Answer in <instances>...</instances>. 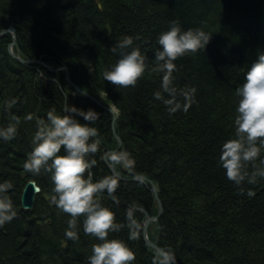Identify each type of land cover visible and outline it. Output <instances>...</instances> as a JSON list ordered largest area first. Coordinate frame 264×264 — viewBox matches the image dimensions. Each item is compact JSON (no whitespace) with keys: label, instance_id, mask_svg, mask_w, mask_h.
<instances>
[{"label":"trees","instance_id":"16d2710c","mask_svg":"<svg viewBox=\"0 0 264 264\" xmlns=\"http://www.w3.org/2000/svg\"><path fill=\"white\" fill-rule=\"evenodd\" d=\"M173 20L212 37L205 49L176 59L174 86H195L196 102L187 112L170 114L154 96L162 75L154 68L158 37ZM10 27L15 54L29 63L9 54L11 34L0 38V126L16 123L14 115L20 118L15 138L0 139V183L12 184L6 195L17 210L0 226V264H89L96 237L84 232L82 217L79 239L66 237L70 216L49 201L50 173L23 167L38 121L52 108L63 114L66 101L101 114L91 122L100 140L98 151L89 154L97 161L94 180L113 175L105 161L109 152L124 151L132 162L123 168L108 155L121 178L115 200L107 192L98 197L121 223L109 238L124 240L135 251L132 264H159L162 256L143 235L146 215L159 211L151 183L162 214L148 236L174 257L173 264H264V177L237 185L218 163L221 144L235 135V89L264 52V0H0V33ZM125 35L135 37L147 65L138 82L127 87L103 77L118 59L113 45ZM45 66L65 70L52 73ZM13 98L9 109L6 101ZM113 104L118 114L105 109ZM253 167L246 164L249 172ZM28 181L41 192L25 210L21 196ZM130 206L140 224L135 239L129 238Z\"/></svg>","mask_w":264,"mask_h":264},{"label":"clouds","instance_id":"9594fccd","mask_svg":"<svg viewBox=\"0 0 264 264\" xmlns=\"http://www.w3.org/2000/svg\"><path fill=\"white\" fill-rule=\"evenodd\" d=\"M211 37L202 28L184 29L179 20L171 21L168 30L159 35L161 48L155 54L154 71L162 74L161 90L155 91L154 96L168 106L170 114L179 110L187 112L196 102L195 86L180 90L174 86L176 59L205 49ZM134 40L132 35H125L112 47L118 59L104 70L103 77L115 86H134L145 73V56L139 47L134 46ZM165 93L168 95L165 96ZM235 95L238 97L235 135L221 144L218 163L227 178L240 185L246 179L253 183L258 177H264V166H260L264 165V158L261 157L264 150V52L248 67L243 83L235 89ZM179 96L184 99L181 101ZM15 103V98L6 101V107L10 109ZM109 111L115 115L118 109L113 104ZM100 116L94 108L84 109L68 101L63 106V114L55 108L50 109L46 118L38 121L31 141L32 149L23 167L32 173H39L42 169L50 173L54 193L52 203L70 216L69 227L65 229L66 237L79 239L76 228L81 217L84 232L96 237L97 242L87 258L89 264H132L136 259L135 251L124 240L109 238L110 232L120 230L121 223L116 220L115 212L98 198L107 192L116 199L118 177L113 174L94 180L91 171L97 161L90 159L89 154L97 152L100 143L98 129L91 122L97 121ZM79 117H83V122ZM25 118L32 119V114H27ZM13 119L16 123L0 126V139L11 140L17 135L20 118L14 115ZM258 159L259 165L255 164ZM109 160L111 163L131 164L123 153H113ZM248 162L254 163L251 172L246 168ZM11 187L10 182L0 183V226L17 215L13 201L6 195ZM134 213L135 209L131 206L126 210L130 239L137 238L139 234L140 224ZM157 255L160 256L159 253ZM173 261L170 253H164L159 264H173Z\"/></svg>","mask_w":264,"mask_h":264},{"label":"water","instance_id":"95a60500","mask_svg":"<svg viewBox=\"0 0 264 264\" xmlns=\"http://www.w3.org/2000/svg\"><path fill=\"white\" fill-rule=\"evenodd\" d=\"M6 34H11L12 35V43L9 45V48H8V51H9V54L16 60H18L19 62L23 63V64H26V63H29V61H26L24 59H22L19 55L15 54L14 53V47L16 46V35H15V29L13 27H10L8 30H4L0 33V38ZM46 68L48 70H50L52 73H58V72H61L63 70H65L64 68H51L49 66H46ZM67 73V71H66ZM67 81L68 82H71L69 77L67 76ZM76 90L79 91V92H82L79 88L76 87ZM84 93V92H82ZM85 94V93H84ZM87 96L91 97L90 95H88L86 93ZM96 102L98 103V101L96 100ZM106 110H109V108H105ZM116 138L118 139V143H119V148L121 147V140L120 138L116 135ZM117 151L115 152H109L108 154L105 155V161L107 162L110 170L112 171L113 174H115L118 178H121L115 171L114 167L108 162V155L110 154H113V153H116ZM142 177H136L134 178L133 180H141ZM151 186H152V192L154 193L155 195V198L158 202V206H159V211H158V214L157 216H154V217H149L148 215H146V219L144 221V224H143V235H144V239H145V242L148 246H150L151 248L155 249L158 253H160L162 256L164 254V251L162 249H160L156 244H154L153 242L150 241L149 239V236H148V229H149V226L152 222H155L158 220V218L160 217V215L162 214V205H161V202L159 200V197H158V194H157V188L156 186L151 183ZM41 192V188L40 186H38V184L35 182L33 183V181H28L25 188L23 189V192H22V196H21V204H22V207L23 209L25 210H30L33 205H34V202H35V198L36 196ZM52 201V200H51Z\"/></svg>","mask_w":264,"mask_h":264},{"label":"rangeland","instance_id":"374dc122","mask_svg":"<svg viewBox=\"0 0 264 264\" xmlns=\"http://www.w3.org/2000/svg\"><path fill=\"white\" fill-rule=\"evenodd\" d=\"M109 108H111V106H110ZM116 114H118V111H117ZM121 153L125 154L124 151H122ZM107 154H108V153H107ZM110 155H111V154H110ZM125 155H126V154H125ZM126 157H127V156H126ZM127 158H128V157H127ZM128 159H129V158H128ZM129 160H130V159H129ZM131 163H132V162H131ZM130 165H131V164H129V165H125V164L122 163L123 168H127V167L130 166ZM51 198H52V197L49 198V201H51ZM51 202H52V201H51ZM143 224H144V223H143Z\"/></svg>","mask_w":264,"mask_h":264},{"label":"bare ground","instance_id":"6f19581e","mask_svg":"<svg viewBox=\"0 0 264 264\" xmlns=\"http://www.w3.org/2000/svg\"><path fill=\"white\" fill-rule=\"evenodd\" d=\"M14 49H15V47H14ZM14 49H13V50H14ZM14 53H15V50H14ZM45 67H46V66H45ZM107 160H108V159H107ZM108 162H109V160H108ZM111 165L114 167V165H113V164H111Z\"/></svg>","mask_w":264,"mask_h":264}]
</instances>
